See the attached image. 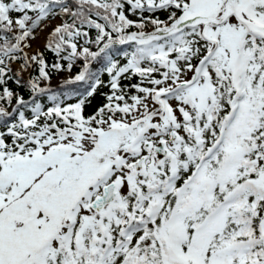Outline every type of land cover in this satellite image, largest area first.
<instances>
[{
	"label": "snow or ice",
	"instance_id": "obj_1",
	"mask_svg": "<svg viewBox=\"0 0 264 264\" xmlns=\"http://www.w3.org/2000/svg\"><path fill=\"white\" fill-rule=\"evenodd\" d=\"M0 264H264V0H0Z\"/></svg>",
	"mask_w": 264,
	"mask_h": 264
},
{
	"label": "rangeland",
	"instance_id": "obj_2",
	"mask_svg": "<svg viewBox=\"0 0 264 264\" xmlns=\"http://www.w3.org/2000/svg\"><path fill=\"white\" fill-rule=\"evenodd\" d=\"M43 40V36H41V39L39 41H37V43H41ZM53 82L55 83V79L53 80Z\"/></svg>",
	"mask_w": 264,
	"mask_h": 264
},
{
	"label": "trees",
	"instance_id": "obj_3",
	"mask_svg": "<svg viewBox=\"0 0 264 264\" xmlns=\"http://www.w3.org/2000/svg\"><path fill=\"white\" fill-rule=\"evenodd\" d=\"M55 79V78H54ZM10 87H12V88H15L16 86L14 85V84H11V82H10ZM26 95V94H25Z\"/></svg>",
	"mask_w": 264,
	"mask_h": 264
}]
</instances>
